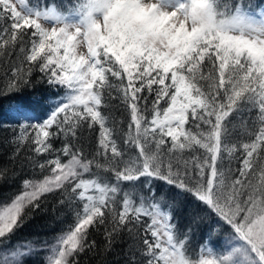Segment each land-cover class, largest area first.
Returning <instances> with one entry per match:
<instances>
[{"label": "snow or ice", "instance_id": "obj_1", "mask_svg": "<svg viewBox=\"0 0 264 264\" xmlns=\"http://www.w3.org/2000/svg\"><path fill=\"white\" fill-rule=\"evenodd\" d=\"M4 185L0 264H264V0H0Z\"/></svg>", "mask_w": 264, "mask_h": 264}, {"label": "trees", "instance_id": "obj_2", "mask_svg": "<svg viewBox=\"0 0 264 264\" xmlns=\"http://www.w3.org/2000/svg\"><path fill=\"white\" fill-rule=\"evenodd\" d=\"M18 191V187L16 185H4L0 188V201L9 200L14 193ZM51 216H45L37 210L34 213V218L30 220L25 227L21 230L17 237L14 240L23 241L26 238H30L33 236H45L51 235L54 229L51 225ZM59 228V225L56 226ZM0 246H6L0 244Z\"/></svg>", "mask_w": 264, "mask_h": 264}, {"label": "rangeland", "instance_id": "obj_3", "mask_svg": "<svg viewBox=\"0 0 264 264\" xmlns=\"http://www.w3.org/2000/svg\"><path fill=\"white\" fill-rule=\"evenodd\" d=\"M8 251V247L7 246H0V254H3L5 252Z\"/></svg>", "mask_w": 264, "mask_h": 264}]
</instances>
